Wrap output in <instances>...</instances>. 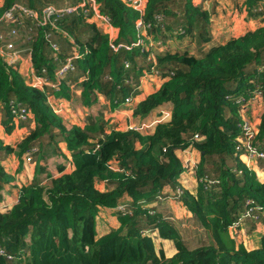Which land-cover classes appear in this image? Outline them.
I'll list each match as a JSON object with an SVG mask.
<instances>
[{"label": "trees", "instance_id": "obj_1", "mask_svg": "<svg viewBox=\"0 0 264 264\" xmlns=\"http://www.w3.org/2000/svg\"><path fill=\"white\" fill-rule=\"evenodd\" d=\"M69 1L74 5L80 0ZM96 1L101 14L119 30L117 42L130 46L129 50H113L108 36L83 14L63 16L53 26L25 19L15 36L11 25L0 23V46L31 48L36 73L42 75L46 70L51 82L76 46L80 52H89L74 61L75 69L61 83L60 91L32 86L18 73L19 63L10 68L0 55V107L5 111L0 124L12 134L16 127L12 107L18 104L32 111V118L20 124L35 122L16 148L0 139V202L5 187L14 181L2 165L12 154L21 159L37 148V156L45 159L50 153L58 155L59 144L64 143L75 167L45 182L34 179L20 189L11 209L0 212V264H264V237L260 249L249 252L229 235L230 227L242 220L246 202H254L264 212V183L247 169L237 150V138L242 135L241 98L249 101L260 95L264 104V26L212 46L204 54L201 48L213 39L211 14L202 7L203 0H148L143 13L127 0ZM218 1H213L214 7ZM262 1L244 0L250 17L264 16ZM15 5L34 12L48 6L58 8L51 0H5L0 18ZM139 19L149 26L148 35L154 40L177 32L190 39L188 48L196 46L199 55L166 51L157 54L154 66L136 46ZM50 41L61 51L56 61ZM153 67L164 76L173 73L134 113L146 118L171 105V118L157 124L153 132L113 129L108 134L100 115L87 116L82 128L51 105L54 96L70 101L69 84L87 75L81 83V105L92 107L102 95L117 107L140 93L141 77ZM257 132L252 145L264 152V114ZM137 141L142 149L136 148ZM189 147L201 154L196 174L219 183L212 190L199 185L197 197L188 191L182 194L186 208L212 241L195 248L182 241L178 229L161 213L144 208L157 201L164 189L181 188L178 179L184 167L176 153ZM114 159L117 170L112 166ZM98 181L106 184L105 191L97 189ZM125 196L132 205L125 215L118 212L120 227L98 238L99 211L116 208ZM260 221L264 224V217ZM154 230L176 243V255L167 258L157 252L154 238L148 234Z\"/></svg>", "mask_w": 264, "mask_h": 264}, {"label": "crops", "instance_id": "obj_2", "mask_svg": "<svg viewBox=\"0 0 264 264\" xmlns=\"http://www.w3.org/2000/svg\"><path fill=\"white\" fill-rule=\"evenodd\" d=\"M142 1L145 2V4H146L148 0H142ZM4 2H5V0H0V8L4 5ZM211 4L213 6V0H211L209 2H203V5H202V7L205 10H207L209 14H211V21H213L212 17H215V14H216L217 11L218 12L220 11L219 12L220 18H222V15L224 16V11L221 12V10H220V8H221L220 5H222V2L219 0L218 4L215 7L213 6V10L211 9L212 8ZM249 18L251 20V21H249V24H251V25H256L259 22L261 23V21H262V23H264V16L263 17L262 16L261 17H257V18H251V17H249ZM141 22H142V20L139 19L137 21V24L139 25ZM96 26L100 29V31L103 34H105V35L108 34V37H109L110 41H118L119 40V30L118 29H116L114 27L113 28H108V27L104 26L103 23L100 22V21L96 22ZM263 26H264V24H263ZM170 35L171 34H169L168 36H170ZM142 36H145V33H143ZM69 40H70L69 42L72 41L71 39H69ZM217 42L218 41L214 38L212 43L204 45L201 48L202 49L201 53L205 54L212 46L223 45V44L217 43ZM72 43H73V41H72ZM171 43H173V42H171ZM169 45L170 44H167L166 46L164 45V47L161 48V49H156L158 51V53H156V50L154 51V54H155L154 57H155L156 61H157V59H156L157 54H160V53H163V52H166V51L167 52H172L170 49L168 50V48H171V47H169ZM185 47H187V46H185ZM21 49H23V48H21ZM25 49H26V47H25ZM188 51L191 54L199 55L198 54V49L196 51L195 50L194 51L193 50H188ZM23 55H25V54H23ZM28 58H29V56L27 58L25 56L22 57L21 62L19 64V69L22 70V67L25 66V64L27 62L26 59H28ZM29 60H30V58H29ZM32 64H33V62H32ZM21 76L25 79V77L22 74H21ZM168 78H169L168 76H164V75H162V77H157L155 74L149 75V76H146V77L142 78L141 79V83H140V93L136 97L133 98V101L130 103V104H132V106H130V108H128L129 106L124 105V104H121L122 106L120 108L119 107H112V103L109 100H107L106 97H104L102 95L98 96V100L95 102V104L92 107L96 106V107L99 108L100 107V102L99 101H101V102L105 103L104 105L107 104L108 105V109L111 110V111H112V109H114V111H117L118 109H121L122 107H124V111L129 112L133 116L135 112H134V110L132 111V108L134 106L140 105L142 102L146 101L152 94L156 93L161 88L162 84L166 80H168ZM81 83L82 82H80V84H79L80 85V89L75 91L76 98L75 99L71 98V100L70 101L67 100V102H70V103L75 102V103H77V101L81 98V94H82ZM73 91H74V86H73V88H70V92L72 93ZM55 97L56 96L52 97V99L58 100V98H55ZM78 103H77L79 105V107L77 108L78 114L76 112H74V116H75L76 120L79 121V120L84 119V121L82 120L83 121L82 124H75V125H79L82 128L85 127L87 116L95 117V116H99L100 115V118H101L102 115L101 114L98 115V110L95 109L94 113L88 114V112L90 111L89 110L90 108L82 106L79 101H78ZM263 107H264L263 99L260 98V97H256V99L251 102V104L249 106V111L253 110V112L255 114H257L258 111H260V109L262 110ZM161 110H167V111L170 112L172 110V106L169 105V104L165 105V106H162V107L156 109L155 111H153V113L151 115H149L147 118H141V119H138V120H139L140 123L151 122V120H153V119L160 118V117H157V116H160ZM83 114L86 117H84ZM130 122H131V119L128 118V123H130ZM259 123H260V121H259ZM157 124L158 123H156L154 126H152L149 130H146L145 132H153L155 130ZM17 126L19 127L18 131H23L24 132V138H25L30 133V131L35 128V122H32V123L30 122L29 125L17 124ZM1 140H3V138H1ZM6 144L11 145L8 142H6ZM11 146L16 148L15 145H11ZM59 149H60V153L58 155L50 153L51 155H49L48 157L46 156L45 159H44V157L43 158L40 157V154L38 156H37V154L34 155L35 157L34 156H33L34 158L32 157L33 163H30V162L27 163L26 162L27 161L26 159L28 157L27 153H25L23 155V157H21V159L18 158L17 155L12 154V155L8 156L4 161H2V165L4 166L5 170L11 176L14 177V181L12 183H10L9 185H7L5 187V189H4V191H3L4 192V196L2 195L3 199L0 202V207H1L2 210L11 209L18 202L20 189L23 186H27L28 184L32 183L34 179H37L39 182H45L49 178L59 177L62 174L70 173V172H72L75 169V167L73 165V161H72V155L67 150L66 144H64V143L59 144ZM176 154H177L178 158H180V157L182 158L186 154H189L191 157H193L195 159L194 163H198L199 165L201 163V154L194 148L189 147V148H187L185 150L178 151ZM239 158H240V160L243 162V164L245 166H246V164L248 162H250L251 165H252V170L255 173L256 177H257V180L260 183H264V161H257V162L256 161H249L247 159V157L242 156V155H240ZM59 168H63V171L60 172ZM11 170L13 172H11ZM191 174L192 175L189 174V176L188 175H183L182 176V174H181L180 178L178 179V183H179L180 187H182V188H184V187L186 188V186L188 185V186H191L192 188L196 189L197 190L196 194H194V193H192V192H190L189 190L186 189V191H189L191 193V195L193 194L192 196H194V195L196 196L198 194V190H199L198 188L200 187L199 186L200 185L199 184V176L197 174L194 175L192 172H191ZM181 182L184 185V187L181 186V184H180ZM102 183L105 186L103 190H100L98 188L97 183H96V187L100 191H105L107 186H106V184L104 182H102ZM168 189L174 191V189H172V188H168ZM168 189L167 188H166V190L164 189L165 191H164L163 196L167 195L166 193L168 192ZM123 203H126L124 205L130 206V205H132V200L129 197L125 196L123 199H121L119 205H121ZM176 203L179 206L184 207V205L182 203H179V202H176ZM171 206L173 207V203L172 202H170V203H168V202H166V203L160 202V204L157 205V208H155V210L158 213H161L167 221L172 222L174 224V226L178 229L176 223L172 220V217H173L172 213H174V211L171 210ZM175 209L177 210V208H175ZM184 209H186V210H184L182 213H187L188 212V214L191 215L190 218L192 219L193 218V214L190 211H188L186 206L184 207ZM101 210L109 212V214H111L112 217L115 218L116 221H113V222L111 221V224L110 223L108 224L107 222L110 221L109 219L101 218V220H100L101 221V226H100V229H98V221L100 219ZM101 210L99 211L98 217H97L96 230H97V235L99 236V237L97 236L98 238H101V237L109 234L111 232V230L118 229L120 227V221H119V217H118L117 208L116 209L115 208H112V209L105 208V209H101ZM262 225L264 227V224H262ZM249 226L250 227L248 228V230L252 231V228H253L254 225L249 224ZM256 233L258 235H260L261 240H262L263 237H264V228H257ZM152 235H153V238H154V242H156V240L163 241L165 243V247L167 246L166 248H159V250L156 247L158 253L163 252L164 255L167 258H172L174 255H176V253L178 251H177L176 246H174L173 241L161 238L159 236L158 230L152 231V234H150V236H152ZM229 235H230V232H229ZM230 237H231V235H230ZM184 243L186 244V242H184ZM240 244L243 245L248 251H252V250L260 249L262 241L259 242V240L255 239V238H254V241L253 240H248L246 238L244 240L243 244L242 243H240ZM240 244H236V245L238 246ZM186 245H188V244H186Z\"/></svg>", "mask_w": 264, "mask_h": 264}, {"label": "rangeland", "instance_id": "obj_3", "mask_svg": "<svg viewBox=\"0 0 264 264\" xmlns=\"http://www.w3.org/2000/svg\"><path fill=\"white\" fill-rule=\"evenodd\" d=\"M220 1L222 2V5H220L221 6L220 10H221V12L224 11V16L222 15V18H220V14H219L220 11L219 12L217 11L215 14V17H212L213 21H211V18L209 19V25H210V31L209 32L211 34L212 39L215 38L218 41L217 43H221V44L227 43L229 40H231L233 38L241 37V36L245 35V33L253 32V31H255V30H257L263 26L264 23H262V21H261V23L259 22L256 25L249 24V21H251L249 18L250 15L248 14V11L246 10L247 7L244 4V0H237V1H235V0H220ZM51 3L55 4L58 8H64L65 6H67V4L70 5L69 0H67L66 2H65V0H51ZM211 6H212V4H211ZM213 6L211 8L212 10H213ZM173 34H171L170 36H167V38H165V39H161L164 42L165 46L167 44H170L169 47H171V48H168V50L170 49L172 52H175V53H184L185 51H188V50L194 51L196 49V46H194V45L191 48H188V46L190 44V39L188 37L178 35L177 32L173 33ZM65 37L68 38L67 36H65ZM68 39H70V38H68ZM68 41H70V40H68ZM171 42H173V43H171ZM71 43H72V41H71ZM185 46H187V47H185ZM25 47H26V45L22 48H25ZM156 53H158L157 50H156ZM73 54H74V51H72V53L69 54L67 56V58H70ZM26 60H27V62L25 64V66L22 67V70L18 69V73L22 74L25 77V79L27 81H29L30 84H32L30 70H31L33 64L29 60V58ZM80 82H81V78H79L77 80V82H74V84L70 86V88H73V86H74V91L71 93L72 99L76 98L75 91L80 89V85H79ZM55 98H58V100H54L51 98V101H52L51 105L53 106V108H56L58 111H60V114H62V115L65 114L67 119H69L73 124H82L83 123L84 119H82L83 121L82 120L78 121L75 119V116H74V112H76L78 114V111H77V108L79 107L78 102H77L78 104L75 102L70 103V102L63 100L60 97L56 96ZM99 102H100L99 108L96 106L95 107H88V108H90L89 109L90 111L88 112V114L94 113L95 109L98 110V115L99 114L102 115L100 118V121H101L102 125H104V130L108 134L111 133L112 132L111 130H113V129L116 130L117 132L118 131L119 132H126V131H134V130H138V131L143 132V131L149 130L152 126H154L158 122V120L161 122V119H163L164 121H167V119H168V112L169 111L167 112V110H161L160 116H157L160 118L153 119V120H151V122L140 123L138 119L142 118L141 114L138 115L137 117L135 115L132 116L129 112L124 111V107H122L121 109H118L117 111H114V109H112V111H111L108 109L107 104L104 105L105 103H103L101 101H99ZM126 105L129 106L128 108H130V106H132V104H130V103H128ZM121 106L122 105L119 104L117 107L120 108ZM139 108H140L139 105L134 106L132 108V111L134 110V112H135V111L139 110ZM263 114H264V107L262 108V110L260 109V111H258L257 114H255L253 112V110H251L249 112L243 113L242 117H243V119L247 120V122L250 120L249 122H251V127H252L253 131L257 132V125L259 124V121H260ZM4 115H5V111L2 110V107H0V123H1V120L3 119ZM83 116H84V114H83ZM84 117H86V116H84ZM128 118L131 119L130 123H128ZM30 122L32 123V121H30ZM29 123L23 124V125H29ZM12 124L14 126H16L14 131L12 132V134L8 133L5 129V126L0 124V126H1L0 127V139L3 138V141L5 144H6V142H8L11 145L17 146L24 139V132L18 131L19 130V127L17 126V124H19L18 122L13 120ZM141 124L147 125V128L140 126ZM240 137H243V136L241 135ZM239 139L240 138H237V140H239ZM6 145H9V144H6ZM136 148L137 149L143 148L142 143L140 141H137ZM179 159H180L182 165L186 164V166H187L186 171H184L182 173V176L183 175L189 176V174L192 175L191 174V172H192L191 166L195 162V159L193 157H191L189 154H186L184 157H182V158L180 157ZM26 162L28 163L29 161H26ZM30 163H33V161ZM112 166L114 169H116V170L118 169V162L116 159H114V161H112ZM246 167L250 172H253L252 165L250 162H248L246 164ZM11 172H13V171L11 170ZM180 184H181V186L184 187L182 182ZM97 186L100 190H103L105 187L101 181L97 182ZM183 189H182V192L186 191V189L189 190L190 192L194 193V194H196V192H197L196 189H194L188 185L186 186L184 191H183ZM164 191L157 198V201H152L148 205L146 204L144 206V208L155 209V208H157V205L160 204V202H164V203L172 202L173 207H174L173 208L171 206V210L174 211V213H172L173 214L172 220L176 223V225L179 229L178 233L182 237V240L184 242H186V244H188L187 246L189 248H195V247H199L202 245H206L209 242H212L208 232L202 228L200 223L197 221L196 217L193 216V218L191 219L190 218L191 215H189L188 212L182 213L184 210H186V209H184L185 204L183 201H178V200L174 199V196H175L174 192L175 191L168 189V192L166 193L167 195L163 196ZM2 195L4 196V192L2 193ZM176 202L182 203L184 205V207L179 206ZM124 204H126V203H123L119 206L118 205L116 206L117 212L119 211L120 206H122ZM175 208H177V210ZM4 211H6V210H2L0 207V212H4ZM101 218L109 219L110 221L107 222L108 224L109 223L111 224V221L112 222L116 221L115 218H113L112 215L109 214V212L101 210L100 219L98 221V229H100V226H101V221H100ZM253 222L255 224L254 223H247V225H245L244 222H241V225L238 228L231 229L230 235H231V238L233 240H235L236 244H240V243L243 244V242L246 238L248 240H253V241H254V238L259 240V242L262 241L260 235H258L256 233L257 228H264L262 225V222L261 221L260 222L254 221V220H253ZM96 224H97V221H96ZM249 224L254 225L252 228V232H248L249 231L248 228L250 227ZM150 234H152V232H150ZM155 243H156L155 245H156L158 250H159V248H166L167 247V246L165 247V243L163 241L156 240ZM173 244H174V246H176V243L174 241H173Z\"/></svg>", "mask_w": 264, "mask_h": 264}, {"label": "built area", "instance_id": "obj_4", "mask_svg": "<svg viewBox=\"0 0 264 264\" xmlns=\"http://www.w3.org/2000/svg\"><path fill=\"white\" fill-rule=\"evenodd\" d=\"M211 0H203V2H209ZM127 3L130 7L133 9H136L140 11L141 13L144 12L145 10V2L142 0H127ZM262 5H264V0L262 1ZM83 14L86 18V20L89 23L96 24L97 21H100L103 23L104 26L108 28H113V25L111 24L110 20L108 17H105L101 14L100 11V5L97 3L96 0H80L77 4L70 5L64 8H55L53 6H48L44 8L41 12H34L25 9L22 6L15 5L13 6L8 12H6L1 18H0V23L1 22H6L7 24L12 26V35L15 36L17 34L16 28L19 27L20 25L23 24V20L29 19L36 25H51L53 26L54 20H57L58 18H61L66 15H78L81 16ZM161 19V17L158 18V21ZM148 29L149 26H146L144 23H140L139 25L137 24V30L139 33V38L138 41L136 42V46L141 48L142 53H146L148 55L147 60L150 62H153L154 66H156L157 61L155 60L154 57V51L156 49H161L164 47V42L162 40H154L152 36L148 35ZM145 33V36H142V34ZM183 34L184 32H180ZM108 36V34H106ZM109 38V37H108ZM2 39V35L0 34V41ZM114 42V43H113ZM111 46L113 50L117 51L120 50L121 48H126L130 49V46L123 45L121 43H118L117 41H111ZM113 43V44H112ZM50 49L53 51V58L54 60H58V57L61 53L60 48L58 45L54 44L53 42L50 41ZM25 50V51H24ZM80 48L78 46L75 47L74 54L70 58H66L64 60V63L60 69H58L54 75L55 81L51 82L47 79L46 77V70L44 71V74L42 75L37 74L34 66H32L30 70V75H31V82L32 86L38 87V88H43V87H50L52 89H55V91H60V85L61 83L67 78V76L70 74V72L74 71L75 66H74V61L80 58H85L89 52L86 49L84 52L79 51ZM31 48L28 49H21L16 47L14 44H8L5 48L0 46V55L4 58V62L7 66L9 67H14L16 64H20L21 59L23 57V54H27L30 58V61L32 62L31 59ZM126 68L130 67V64L127 62L125 64ZM155 74L157 77H162L163 74L159 70L156 69V67H153L149 73H145L142 78L153 75ZM173 73H170L168 75L171 76ZM87 79V75L85 76L84 79H81L82 81H85ZM71 85L69 84V87ZM140 90V86L138 88ZM260 95H258L259 97ZM256 98H251L249 101H245L244 98H241L240 100V105L242 106V111L240 112V117L242 124L240 125V128L242 129V136L239 137L240 139L238 140L239 146L237 148L239 155L247 157L249 161H264V152L257 150L255 146H253L254 139L258 132H254L252 127H251V122H247V120L243 119L242 114L246 113L249 111V106L253 100ZM133 101V97H129L125 100L124 105L131 103ZM57 110V109H56ZM58 113L60 111L57 110ZM168 112V111H167ZM12 113L14 116V121L20 123H25L28 122L32 118V111L30 108L27 106H24L22 104H18L12 107ZM171 118L170 112H168V119ZM164 120L161 119V122ZM244 121V122H243ZM157 123H160L158 120ZM140 126L147 128V125L141 124ZM138 131V130H137ZM195 140H200V137L196 136ZM192 148V147H191ZM37 148L30 149L27 154V161L32 162V157L38 153ZM184 163V162H183ZM198 163H193L191 166L192 168V173L196 175V172L198 170ZM184 171H186V164L183 165ZM199 184L203 185L206 190H212L214 187L218 186V181L209 178L208 176H199ZM182 187L177 188V190L174 192V199L178 201H182ZM184 191V189H183ZM127 208L128 205H122L119 208V213L122 215H125L127 213ZM261 217H264V212L262 209H258L255 206V203L252 201H248L245 204V210L243 213H241V219L238 221L236 224H234L232 227H230L229 232L231 233V229L238 228L241 225V222H244L245 225L247 223H254V221H259L261 220ZM250 221V222H248ZM243 223V224H244ZM255 224V223H254Z\"/></svg>", "mask_w": 264, "mask_h": 264}]
</instances>
